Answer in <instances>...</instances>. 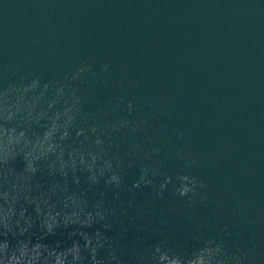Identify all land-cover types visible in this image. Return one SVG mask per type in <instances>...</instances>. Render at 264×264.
<instances>
[{
	"label": "water",
	"instance_id": "1",
	"mask_svg": "<svg viewBox=\"0 0 264 264\" xmlns=\"http://www.w3.org/2000/svg\"><path fill=\"white\" fill-rule=\"evenodd\" d=\"M0 264H264V0H0Z\"/></svg>",
	"mask_w": 264,
	"mask_h": 264
}]
</instances>
